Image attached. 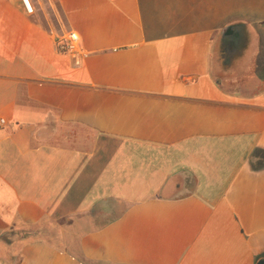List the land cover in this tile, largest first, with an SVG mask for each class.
Wrapping results in <instances>:
<instances>
[{"label":"crops","instance_id":"obj_1","mask_svg":"<svg viewBox=\"0 0 264 264\" xmlns=\"http://www.w3.org/2000/svg\"><path fill=\"white\" fill-rule=\"evenodd\" d=\"M55 1L0 0V264H258L264 0Z\"/></svg>","mask_w":264,"mask_h":264},{"label":"rangeland","instance_id":"obj_2","mask_svg":"<svg viewBox=\"0 0 264 264\" xmlns=\"http://www.w3.org/2000/svg\"><path fill=\"white\" fill-rule=\"evenodd\" d=\"M43 7L40 8L39 13L42 17V22L45 26L48 27L50 31L55 32L56 34L64 35L63 30V21L61 19L59 9L56 5L55 0H43ZM36 14V7L33 6V13L32 15Z\"/></svg>","mask_w":264,"mask_h":264},{"label":"built area","instance_id":"obj_3","mask_svg":"<svg viewBox=\"0 0 264 264\" xmlns=\"http://www.w3.org/2000/svg\"><path fill=\"white\" fill-rule=\"evenodd\" d=\"M28 12L30 14L33 13V4L31 0H23ZM80 37L76 33L70 31L66 33V37L64 39V43L62 44L61 51L64 52H73L78 53L79 52V46H80ZM7 125V121L5 119H0V127H4Z\"/></svg>","mask_w":264,"mask_h":264},{"label":"water","instance_id":"obj_4","mask_svg":"<svg viewBox=\"0 0 264 264\" xmlns=\"http://www.w3.org/2000/svg\"><path fill=\"white\" fill-rule=\"evenodd\" d=\"M234 33V30L233 28H228L225 33H224V37H229V36H232ZM238 36V35H237ZM258 264H264V260H261Z\"/></svg>","mask_w":264,"mask_h":264},{"label":"flooded vegetation","instance_id":"obj_5","mask_svg":"<svg viewBox=\"0 0 264 264\" xmlns=\"http://www.w3.org/2000/svg\"><path fill=\"white\" fill-rule=\"evenodd\" d=\"M234 30H235V28H233ZM236 36V33H235V31H234V35L232 36V37H229V38H233V37H235ZM228 38V39H229ZM232 41V40H231Z\"/></svg>","mask_w":264,"mask_h":264},{"label":"trees","instance_id":"obj_6","mask_svg":"<svg viewBox=\"0 0 264 264\" xmlns=\"http://www.w3.org/2000/svg\"><path fill=\"white\" fill-rule=\"evenodd\" d=\"M261 260H264V256H263V258H262V259H260V261H261ZM260 261H259V262H260Z\"/></svg>","mask_w":264,"mask_h":264}]
</instances>
